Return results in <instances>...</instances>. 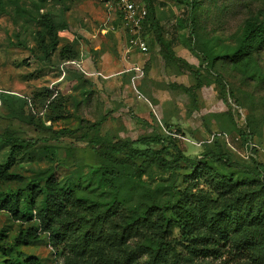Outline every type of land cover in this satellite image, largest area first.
Instances as JSON below:
<instances>
[{"label":"rangeland","instance_id":"obj_1","mask_svg":"<svg viewBox=\"0 0 264 264\" xmlns=\"http://www.w3.org/2000/svg\"><path fill=\"white\" fill-rule=\"evenodd\" d=\"M202 3L192 28L185 5L157 2L164 38L172 40L176 57L187 63L173 66L164 60L149 29V54H124L127 36L114 0H0V135L12 134L17 141L13 148L0 140V163L10 175L0 180V198L13 201L23 190L20 208H36L43 196L33 201L29 188L41 189L46 174H53L58 182L92 180L100 165L93 140L137 141L155 133L170 137L171 130L177 131V144L192 159L220 145L233 161L249 166L254 161L264 163V50L248 64L221 60L213 68L205 65L202 55L204 48L214 56L232 53L249 19L264 22V0ZM44 15L58 28L55 49L49 37L45 46L39 38L44 29L38 20ZM103 57L110 65L122 62L116 71L122 72L124 81L109 86L96 76ZM135 64L145 68L136 87L132 73L126 72ZM180 86L190 88V93ZM12 97L25 98L28 104L24 108L15 101L10 109L7 100ZM31 118L53 127L54 132L30 125ZM239 130L249 135L253 150L245 146ZM224 133L230 145L219 136ZM216 138L219 143L214 144ZM31 141L36 145H30ZM135 147L161 149L158 145ZM142 170V179L153 189L168 187L176 178L157 166ZM123 173L125 178L131 175ZM38 225L35 219L24 223L0 210V246L4 248L0 264L5 257L17 256L38 257L43 264L65 263L61 248L53 247L47 233L29 245L13 246L22 230Z\"/></svg>","mask_w":264,"mask_h":264},{"label":"trees","instance_id":"obj_2","mask_svg":"<svg viewBox=\"0 0 264 264\" xmlns=\"http://www.w3.org/2000/svg\"><path fill=\"white\" fill-rule=\"evenodd\" d=\"M172 1L185 5L190 25L196 27L202 0ZM146 2L149 13L144 37L148 46L146 31L149 29L167 64L187 66L176 57L172 40L164 38L157 17V1ZM38 22L44 29L39 34L41 43L45 46L49 37L55 49L59 37L54 21L44 15ZM263 50L264 22L254 18L244 25L232 53L214 56L204 48L202 55L205 65L213 68L221 60L233 65L248 64ZM75 56L72 53L71 57ZM179 88L187 93L191 91L184 86ZM15 101L24 108L28 104L25 98H8L10 109ZM28 123L54 132L53 127L42 121L36 124L31 118ZM176 132L170 130V137L155 133L137 141L93 140L100 159L92 174L95 184L81 178L58 182L53 174H46L41 189L29 188L33 201L43 196L36 208H20L23 190L18 191L13 201L0 198V210L11 212L24 223L35 219L39 224L22 230L13 246L29 245L47 233L53 247L61 248L64 264H88L89 261L95 264H264V163L254 161L249 166L233 161L220 145L192 159L177 144ZM239 134L246 147L253 145L243 130ZM226 135L219 136L225 139ZM0 140H7L13 148L17 143L9 133L0 135ZM29 143L36 145V142ZM216 143H219L217 138ZM138 144L158 145L161 149H139L135 147ZM147 166H157L176 178L168 187L160 185L153 189L142 179V168ZM5 169V164L0 163V180L10 177ZM124 171L131 172L130 177L125 178ZM240 172L243 174L239 175ZM165 190L167 193H163ZM3 250L0 246V252ZM4 264L43 262L38 257L17 256L5 257Z\"/></svg>","mask_w":264,"mask_h":264},{"label":"built area","instance_id":"obj_3","mask_svg":"<svg viewBox=\"0 0 264 264\" xmlns=\"http://www.w3.org/2000/svg\"><path fill=\"white\" fill-rule=\"evenodd\" d=\"M118 10L120 26L127 36V46L125 55L131 52H137L142 56L149 54V46L144 37V24L147 20L149 9L146 0H114ZM159 3H170L172 0H155ZM75 63V62H73ZM80 64V63H79ZM127 73H132V83H136L144 77L145 68L141 65H133ZM177 137L176 134H174ZM226 142L230 145L228 136H225ZM251 150L254 145L249 147Z\"/></svg>","mask_w":264,"mask_h":264},{"label":"crops","instance_id":"obj_4","mask_svg":"<svg viewBox=\"0 0 264 264\" xmlns=\"http://www.w3.org/2000/svg\"><path fill=\"white\" fill-rule=\"evenodd\" d=\"M124 33V32H123ZM125 35V34H124ZM135 53L136 54H138L137 52H131L130 54H128V55H135ZM124 54H125V51H124ZM132 55V56H133ZM140 55V54H139ZM128 62L126 61V64H127ZM129 64V63H128ZM121 66H122V62H119V65H116V64H114V65H110L109 63H107L106 62V60L104 59V57H103V61H102V64H101V66H100V70L99 71H96L95 73H96V76H101V77H103L107 82L106 83H108V85L110 86V85H113L114 86V83H117V84H119V83H121L122 82V80L124 81L125 79H124V77L121 75L122 74V72H118V71H116V70H118L117 68L118 67H120L121 68ZM124 66H125V64H124ZM131 65H129L128 67H127V69H126V72L133 66H131ZM123 74H125V73H123Z\"/></svg>","mask_w":264,"mask_h":264}]
</instances>
